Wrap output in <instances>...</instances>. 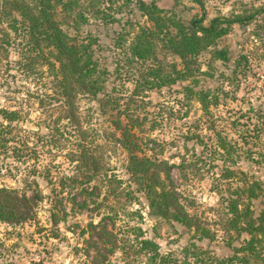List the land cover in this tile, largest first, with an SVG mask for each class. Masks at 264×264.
Returning a JSON list of instances; mask_svg holds the SVG:
<instances>
[{"label":"rangeland","instance_id":"rangeland-1","mask_svg":"<svg viewBox=\"0 0 264 264\" xmlns=\"http://www.w3.org/2000/svg\"><path fill=\"white\" fill-rule=\"evenodd\" d=\"M154 1L163 9L173 7L183 20L201 12L192 0ZM202 1L204 23L214 15H248L255 7H264V0ZM134 2L79 0L75 8L82 16L73 15L63 22L68 33L77 30L95 39L93 56L105 69L101 90L95 95L77 92L73 111L68 113L55 98L46 64L33 61L18 19L12 20L7 0H0V107L19 114L12 123V140L0 146V185L11 193L24 191L35 201L31 206L18 204L12 212H0V264H143V255L134 253L132 246L108 252V245L103 246L94 231L84 229L88 220H104L110 228L106 214L113 208L117 216L112 232L118 236L128 233L131 238L129 226L139 225L141 234L154 240L160 252L176 257L170 264H182L184 246L195 251L187 255L188 264H196V256L222 257L231 252L223 229L226 208L220 196L227 188L241 185L242 179H258L262 192L251 199V208L259 209V198L264 202V48L259 39L264 33L255 25L262 14L255 12L254 19L246 23L243 40L237 28L240 23H232L216 40V46L227 51L239 41L230 59H214L206 48L195 57L199 69L194 74L148 89L146 67L159 62L164 71L171 72L180 63L157 41L155 59L130 56L132 34L139 25L150 24ZM237 54L246 58V64L234 69ZM134 85L136 92L131 93ZM207 87L215 89L217 103L202 112L193 92ZM126 113L137 117L130 128L138 144L136 153L166 162L161 164L168 173L165 181L178 191L196 221L214 233L213 239L147 212L143 192L125 169L128 151L116 138L120 130L114 120L119 117L122 125L127 124ZM79 144L96 160L99 173L120 178V182L108 184L98 174L82 186L111 207L90 210L88 201L87 209L75 210V202L83 197L79 181L85 178L74 170ZM84 166L81 163L80 168ZM111 187L116 195L111 194ZM52 213L62 217L55 225L56 236L50 235ZM204 248L206 251L198 253ZM261 257L264 241L256 264L262 263Z\"/></svg>","mask_w":264,"mask_h":264},{"label":"trees","instance_id":"trees-1","mask_svg":"<svg viewBox=\"0 0 264 264\" xmlns=\"http://www.w3.org/2000/svg\"><path fill=\"white\" fill-rule=\"evenodd\" d=\"M134 1L138 10L146 16L150 24L139 25L138 30L132 34L128 43L130 56L140 59L150 57L155 59V43L157 41L162 48L176 55L180 63V67L174 68L171 72L164 71L159 62L156 64L153 62L152 66L146 67L145 72L148 78L143 81L146 82L148 89L171 84L177 79L194 74V70L199 69L198 65H194L195 57L206 48H210V55L214 59L222 61L230 59L226 48L216 46V40L228 32L232 23L246 25L249 20L254 19L253 14L259 12L262 14V20L255 25L258 26V30L264 33V7L261 6L255 7L254 13L248 15L235 14L231 17L214 15L208 19L207 23H204L205 11L202 0H192L200 6L201 12L194 13L186 20L179 18L173 7L163 9L154 0ZM7 5L15 17L12 20L18 19L22 37L28 45L27 50L34 54L32 55L33 61L46 64L55 98L62 101L61 104L68 113L73 111V97L77 92L95 95L101 90L105 69L99 67L93 56L95 39L92 36H82L77 33V30L70 34L62 27L63 22H67V18L73 15L82 16L75 8L79 5V0H7ZM80 20V22H84L85 19L81 18ZM10 26L16 28L13 23H10ZM256 34L258 36V33ZM259 39L264 48V37H259ZM233 64L234 69L244 65L246 58L242 54H237L233 59ZM136 88L134 85L131 93L136 92ZM193 93L202 112H208L209 106L217 103L215 89L200 88ZM63 116H67V114L65 113ZM126 116L127 124L122 125L119 117L114 120L120 130L119 136L116 138L128 151L125 169L137 184V189L143 192L147 201V212L166 221H175L186 227H192L200 237H207L208 240L213 239L214 233L196 221L195 217L184 207L178 191L168 181H165V178H168V173L161 164L166 165V162L163 159H153L145 154L138 155L136 153L138 144L133 138L130 128L137 121V117L128 113ZM18 117L19 114L16 110L0 107V146L5 147L7 142L12 140L10 135L12 123ZM218 145L223 147L224 144L222 141H218ZM79 147L80 153L75 157V160L78 161L75 162L74 170L83 174L85 178L79 181L78 187L83 197L80 201L75 202V210L87 209L88 201L92 203L90 210H97L102 205L111 207L110 204L105 203V200H97L92 197V189L82 186L85 184L84 182L87 183L90 178L98 174H101L102 179L108 184L112 181L120 182V178L115 177L114 174L99 173L96 160L89 158L90 156L86 152L88 150L82 144H79ZM81 163L85 165L84 168H80ZM161 173L164 174L163 177ZM242 180L241 185L229 187L224 195H220L226 208L223 229L228 233L226 244L231 252L222 257L213 254L205 257L196 256L194 261L192 260L196 261V264H256L258 261V252L261 250L262 241H264V202L259 198V209L256 210L251 208L250 201L252 198L260 196L262 184L258 179ZM8 189L0 185V212L4 209L12 212L18 204L24 206L35 204V201L29 198L24 191L19 194L15 191L11 193ZM114 190L115 187L110 188L111 194L116 195ZM34 195L38 197L37 190L34 191ZM71 200L73 201V199ZM59 203L62 212H65L62 201L59 200ZM110 211L106 214L111 222L110 228L107 227L104 220L96 222L88 220L84 224V229L94 231L103 246L108 245V252H112L114 248L125 250L132 246L135 248L132 250L134 253L143 255V264H170L176 261V257L172 256L170 252H160L154 240L143 236L139 225L129 226L128 231H132L131 238L128 233L127 236H118L115 230L112 232L117 211L115 208ZM128 212L132 213V211ZM61 218L57 213H52L51 236L58 234L55 225ZM82 231L83 228L80 232ZM234 241H236L235 244ZM187 244L191 245L192 243ZM206 249L198 250V253H202ZM182 251L185 256L182 264H188L187 255H194L195 251L187 249L185 246ZM261 258L262 263L260 264H264V257Z\"/></svg>","mask_w":264,"mask_h":264},{"label":"water","instance_id":"water-1","mask_svg":"<svg viewBox=\"0 0 264 264\" xmlns=\"http://www.w3.org/2000/svg\"><path fill=\"white\" fill-rule=\"evenodd\" d=\"M237 28L239 29V39L243 40L244 39L243 33L246 31V25L240 23V24H238ZM238 44H239V41H235L234 42V48L227 51V54L229 55L230 53H232V51H234L236 49Z\"/></svg>","mask_w":264,"mask_h":264}]
</instances>
